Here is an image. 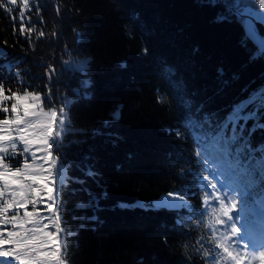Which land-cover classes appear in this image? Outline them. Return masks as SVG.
I'll return each mask as SVG.
<instances>
[{
    "label": "trees",
    "instance_id": "trees-1",
    "mask_svg": "<svg viewBox=\"0 0 264 264\" xmlns=\"http://www.w3.org/2000/svg\"><path fill=\"white\" fill-rule=\"evenodd\" d=\"M36 2L38 7L29 0L28 9L22 0L11 6L25 12L23 21L15 11L0 8V85L11 92L38 91L44 111L50 110L43 98L50 90L54 106L65 113L60 148L54 146L53 155L57 167L63 163L68 179L63 191L50 185L56 197L52 209L44 193L39 197L44 203L28 205V211L38 213V226L54 231L50 218L57 212V238L62 246L67 244V264H234L213 242L225 226L208 227L211 208L218 207L207 188L216 187L211 170L229 187L230 206L234 197L239 222L251 219L257 207L263 216L256 227L264 231V178L252 159L264 156V129L250 136L246 153L228 146L232 164H252L255 187L232 183L220 159L232 135L220 126L224 117L232 105L264 85V59L249 61L254 46H241L244 25L234 14L238 9L227 7L237 0ZM210 2L219 6L208 7ZM239 2L250 10L259 7L258 0ZM219 14L226 22L215 21ZM218 68L224 70L223 79L230 80L219 94ZM17 74L26 83H17ZM234 74L238 79H231ZM85 81L90 82L87 87ZM118 107L119 121L106 126ZM5 118L14 114L0 112V119ZM116 136L120 139L114 146ZM17 143V157L5 162L23 168L25 157ZM38 147L33 145L32 151ZM36 164L48 168L40 151ZM89 170L97 175L89 177ZM0 187H5L3 180ZM170 193L183 196L187 207L154 203ZM11 199L6 191L0 207ZM13 214L15 226L0 224L4 239L9 231L34 227L23 222V209L5 215L10 219ZM201 241L209 258L196 251Z\"/></svg>",
    "mask_w": 264,
    "mask_h": 264
},
{
    "label": "snow or ice",
    "instance_id": "snow-or-ice-1",
    "mask_svg": "<svg viewBox=\"0 0 264 264\" xmlns=\"http://www.w3.org/2000/svg\"><path fill=\"white\" fill-rule=\"evenodd\" d=\"M22 3L24 9L29 8V0H22ZM17 4L18 0H0V8L6 9L8 13L15 11L18 13L19 20L23 21L25 12L11 7ZM32 4L38 7L36 0H32ZM207 6L217 7L219 5L210 2ZM258 6L264 9V0H258ZM227 7L229 10L232 8L238 9L234 14L244 25L245 35L241 40V46L245 49H247L249 43L254 46V50L249 51V61L255 62L258 59H264V35L260 34L253 19L243 18L244 13L249 12L250 9L244 7L239 0H237V3ZM250 14L260 24H264V11H261L259 15L256 12H251ZM37 15H39V12H37ZM215 21L226 22V17L223 14H219L215 17ZM20 31L21 33L24 32L23 25ZM28 31L32 32L34 29L29 28ZM39 36H44V33L40 31ZM194 51H198V49ZM121 67H125V65H121ZM224 75V70L218 68L217 76L220 88L217 89V94L223 91V88L230 83V80L223 79ZM17 76V83H26L19 78V74ZM231 79H238V77L234 74ZM89 83V81H85L84 86L87 87ZM243 91L247 92L248 89L245 88ZM43 98L47 100L49 111H44L41 107L42 96L38 91L11 92L10 89L6 90L3 85H0V105H3L5 101H14L10 104V107H0V112L4 114L11 112L14 114V118L0 119V141L7 142L6 144L0 143V180L5 182V187H0V197H3L6 191H10L12 196L10 201L0 207V216L4 217L0 219V224L15 226L17 215L13 214L9 219L5 214L10 209H23V222H31L34 225L32 229H25L23 232H7V239H4L3 232H0V264H67V244L65 243L62 246L57 238V234L61 232L57 212L53 210L52 218H50L51 223L55 225L54 231H44L38 226L40 223L39 219H37L38 213L28 211V205L44 203L42 199H39L41 193L46 195L47 201L50 202L47 206L52 209L56 203V197H54V189L50 185H58L59 189L63 191L68 179L63 163L57 167V157L53 155L54 146L56 151H59L60 148V137L65 126V113L63 109L58 112V109L54 106L50 90L45 91ZM38 108H40L39 112L36 111ZM30 115L33 117L38 116L39 119L35 121L27 120L26 117ZM120 115L121 109L118 107L111 113L110 120L106 122V126L118 122ZM249 121L252 122L251 126H249ZM13 125L15 128H12ZM220 126L225 131H231L232 133L230 139L225 141L226 146L220 156L222 163L226 166V170L230 172L231 182L245 185L248 188L255 187L257 179L252 164L247 168H240L232 164L229 159L231 151L228 146H235V149L240 154L246 153L250 136L258 129H264V85L251 90L244 99L232 105L231 111L224 117V122ZM57 127L59 130H57ZM13 131L17 134L15 138L11 135ZM4 132L9 134L3 135ZM246 132L248 136H245ZM119 139V136L113 139L112 143L114 146ZM17 142H19V146L22 149L21 155L25 157L23 159V168L19 166L13 168L9 163L5 162L6 160L13 161L17 157ZM33 145H39L36 151H32ZM37 151L43 153V160L48 163L47 170L42 164H36ZM30 152L31 155H28ZM248 155L252 156L251 153H248ZM29 159L33 161L32 164L28 163ZM252 159L255 162V167L259 168L261 177L264 178V156H260L258 159L252 156ZM16 163L19 164L20 161L17 160ZM87 175L95 177L97 173L89 170ZM25 181L29 183H25ZM169 195L172 196L173 194L170 193ZM208 195L205 194V203H207ZM173 199L174 201H181V203H170L169 201L161 203L162 205L176 208L187 207L183 196L176 195ZM231 199L233 200L231 207H235L234 197H231ZM215 200L218 201L219 206L211 208L212 219L208 221L209 230H213L217 225L223 226L232 220L230 215L231 207L226 205L225 196L217 195ZM61 204H63L62 200ZM120 207L127 208L129 206L122 204ZM139 207L143 208L145 205L140 204ZM44 227L47 228L48 226L45 225ZM239 231L235 224H232L231 235L225 231L221 232L218 237H213V242L217 245V248L222 249L227 258L234 261V264H240V255L238 253L234 256L230 248L247 247V245L240 243V239H236L233 242V238L238 237ZM64 235L66 238L68 233ZM5 244L12 245V247L5 249L3 247ZM203 246L204 242L201 241L196 251L198 254L202 253L203 257L209 258L210 253L203 250ZM185 248H187V245H185ZM210 258L214 261L216 255L212 254ZM259 259L264 260V252L259 253Z\"/></svg>",
    "mask_w": 264,
    "mask_h": 264
},
{
    "label": "rangeland",
    "instance_id": "rangeland-1",
    "mask_svg": "<svg viewBox=\"0 0 264 264\" xmlns=\"http://www.w3.org/2000/svg\"><path fill=\"white\" fill-rule=\"evenodd\" d=\"M211 175L214 179V184L216 185V187H214L212 184H208L207 188L212 194L213 200L215 201V203L218 204V201L215 200V197L217 195H223L225 196L226 205L230 206L231 201H230L229 187L226 186L225 183L220 179L219 174L216 171L211 170ZM215 188H217L218 193L216 192ZM173 195H177V194L173 193ZM172 196L168 195L163 197L166 198L171 197L172 199ZM162 198H160L159 200H155L154 202L161 203L163 202ZM175 203H180V201H175ZM254 213H255V209H254ZM230 215L232 216V220L224 225L226 229H224L223 232L227 231L229 235H231L230 227L232 226V224H235V226L240 231L238 237L233 238V242L236 239H240L241 244L247 245L246 248H233L235 252L239 253L240 258H242L240 264H264V260L259 259V253L264 252V232L258 231L257 229L255 230L253 224L250 226H242V224H239L238 222L239 215L237 208L231 207Z\"/></svg>",
    "mask_w": 264,
    "mask_h": 264
},
{
    "label": "water",
    "instance_id": "water-1",
    "mask_svg": "<svg viewBox=\"0 0 264 264\" xmlns=\"http://www.w3.org/2000/svg\"><path fill=\"white\" fill-rule=\"evenodd\" d=\"M261 11H264V9L258 7V8H256V9H254L253 11L245 12L244 15H243V18H244V19H249V18L253 19V21L256 23L257 28L259 29L260 34L264 35V24H260L259 21L256 20L254 17H251V14H250L251 12H256L257 15H259V13H260ZM235 12H237V11H235ZM161 197H162V196H161ZM161 197H160V198H161ZM160 198H159V199H160ZM159 199H158V200H159ZM156 204H157V205H162V203H156ZM164 206H166V207H168V208H173V207L168 206V205H164Z\"/></svg>",
    "mask_w": 264,
    "mask_h": 264
},
{
    "label": "bare ground",
    "instance_id": "bare-ground-1",
    "mask_svg": "<svg viewBox=\"0 0 264 264\" xmlns=\"http://www.w3.org/2000/svg\"><path fill=\"white\" fill-rule=\"evenodd\" d=\"M168 195H169V194H167V195H163V196H168ZM163 196H162V197H163ZM174 196H176V195H173V196H172V199H171V197H169V198H166V197H163V198H162V197H161V198H162V201H165V200H166V201H169V202L171 203V202H175L174 199H173ZM176 201H178V200H176Z\"/></svg>",
    "mask_w": 264,
    "mask_h": 264
}]
</instances>
